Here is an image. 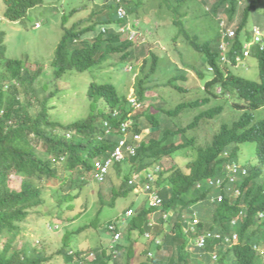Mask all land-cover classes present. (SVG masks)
Listing matches in <instances>:
<instances>
[{
  "label": "trees",
  "instance_id": "16d2710c",
  "mask_svg": "<svg viewBox=\"0 0 264 264\" xmlns=\"http://www.w3.org/2000/svg\"><path fill=\"white\" fill-rule=\"evenodd\" d=\"M191 1H196L203 9L209 5V15L219 23L224 21V29L221 28L216 37L198 38V34L187 28L182 7ZM260 1L166 0L176 11V37H184L203 55L208 68L213 67L214 71L204 85L205 97L198 95L190 101L178 102L177 92L188 95L193 89L175 84L174 80L184 81L189 75L194 79L197 75H204L198 63L187 55L189 52H181L182 65L192 71L170 79L164 85L163 94L155 98L157 101L148 104L142 120V112L132 107L127 95H121L114 82L99 81L100 76L94 74L95 69L113 54L119 62L130 65L132 71L135 69L138 53L143 49L142 43L129 39V35L118 30L130 21L132 29L142 30L141 24L137 26L134 23V19L140 18L141 0H89L90 4L82 9L86 16L78 17L70 25V17L78 10L65 13L62 18L64 33L51 62L54 75L50 77H47L43 64L34 65L28 59L8 55L7 33L0 25V264H47L51 260L52 256L33 244L25 242L22 246L17 245L21 238L25 239L22 237H25L24 227L32 212L46 203V184L59 179L60 186L52 187L51 197L57 198V209L61 213L66 210V203H69L70 210H74L84 187L93 180L95 161L109 156L122 137L121 124L129 116L134 119L135 131L149 130L159 136H150L137 154L126 162L129 171L120 187L113 188L110 204L133 193V186L129 185L133 173L157 162L162 163L174 152L191 147L196 155L184 169L172 166L162 171L158 181L164 200L162 208H148L146 203L137 206L131 202L130 207L135 206L136 213L126 226L124 240L119 243L123 251L119 255L121 259L116 258L105 243L90 249H75L73 237L82 228H87L85 225L76 231L66 229L63 244L58 250L65 264H264V52L256 53L260 60L261 82L239 75L225 77L219 59L222 52L220 45L229 28L233 27L237 32L229 53L241 50L246 24L253 12H258L256 5ZM45 2L4 0L5 18L27 26L28 18L37 10L33 8L41 7ZM120 6L127 10V16L122 19L117 13ZM86 9H90L88 13ZM241 9L243 18L238 22L236 19ZM261 11L254 16H257L258 24L264 25V12ZM150 58L152 62L147 73ZM160 58V53L153 49L143 59V64L140 63L144 74L137 83V95L145 104L151 97L147 93L153 90L152 86L146 85V80L157 69ZM73 70L93 73L85 99L89 113L87 117L66 124L56 118L55 101L59 96L63 98V75ZM219 84L223 94L232 93L251 99L257 102L253 105L261 109L257 113L244 111L231 123H223L212 142L200 145L194 133L203 122L207 123L209 117L219 113L221 106L200 111L191 121L188 118L193 117L195 109L209 105L211 96H220L216 92ZM151 108L155 112L151 113ZM187 109H191L188 114ZM116 110L119 114L115 117ZM157 112L159 117L155 115ZM175 119H181V124L174 125ZM243 142L255 144L254 161L245 163L247 174L240 172L236 175L237 181L231 182L226 177L227 165L238 161L237 145ZM117 167V171L121 172L122 164L118 163ZM210 176L226 178L224 187L207 185L206 179ZM15 177L21 179L19 184L14 181ZM113 179L109 175L100 184L101 188L109 181L113 183ZM237 188L241 193L233 197ZM215 191L223 193L225 199L213 201L211 194ZM152 212L159 223L156 234L162 235L164 241L162 245H154L153 240L148 243L143 241L145 248L140 252L136 245L140 238L144 240L146 231L152 230L148 226ZM194 212L200 216L199 233L212 231L214 235H221L209 239L204 248L191 245L189 233L185 230ZM70 223L67 222L68 228ZM91 225L95 227V222ZM135 232L138 237L134 236ZM235 234L237 239H233ZM256 245L261 249L255 248ZM151 250L153 255H149ZM166 250L169 253L164 255Z\"/></svg>",
  "mask_w": 264,
  "mask_h": 264
},
{
  "label": "rangeland",
  "instance_id": "374dc122",
  "mask_svg": "<svg viewBox=\"0 0 264 264\" xmlns=\"http://www.w3.org/2000/svg\"><path fill=\"white\" fill-rule=\"evenodd\" d=\"M135 1L138 2V0ZM196 3V1H191L188 3L191 6H188V4H186V6L183 5L182 15L185 14V20L187 21L185 25L193 34H198L202 38L216 37L219 30H221L219 21L207 16L201 17L202 9H199ZM89 4V0H46L43 6L33 8L37 10L28 18L27 26H23L20 22H12L5 18V3L4 0H0V25L7 33L6 43L8 46V55L14 58L28 59V61L33 62L32 64L34 65L41 63L45 67L47 77L54 75V68L51 62L57 45L64 33L62 18L65 13L69 14L73 9L78 10L77 14L70 17L69 25L72 24L78 17L86 16L85 10L83 11L82 9ZM140 6L139 12L141 13L139 19L142 22V31H140V33L138 31L137 41L139 40L142 43L143 49L138 53L139 56L136 59L137 64H135V69L132 71L130 65L126 62H119V58L113 54V56H110L99 68L95 69L94 74L100 76L98 80L114 82L121 95H128L131 91L137 92V83L144 74L140 70V63L143 64V59L148 56L150 50L154 49L155 52L157 51L160 53V62L155 72L151 73L149 78H147L148 80H146V85L153 87V90L147 93L148 96H151L149 101L154 102L157 101L155 100L156 97L163 94L165 91L164 85L168 83L170 79L174 80L178 75L180 76L188 73L187 70L190 69L182 65L181 52L184 54L189 52L187 55L198 63L197 66L204 72V75H197L195 79L191 78L189 75V78L184 81L178 79L174 80L175 84L184 83V87L193 89L188 95L183 92V94L177 92L178 102L182 100L190 101V98L194 99L198 95L205 97L206 93L203 87L206 81L212 78L213 73L209 70L208 64L199 51L194 49L184 37H176L178 33V29L174 24L176 11L170 8L166 0H141ZM259 8L264 9V1L260 4ZM52 9H58V11ZM89 10L90 9L87 10V13ZM241 11L243 10L241 9L237 15V21H241L243 18V12ZM194 14L197 15L196 18H193ZM38 23L40 26H38ZM249 24L250 26L254 24L252 15L249 18ZM151 62L152 58H150L149 63L147 62V73H149ZM246 62V66L238 68L232 67V71L253 80H260L258 59L250 57ZM92 74L93 73L90 71L80 73L73 70L63 75V98L61 99L59 96L55 101V103H57V109L55 110L57 114L56 118H60L63 123L67 124L76 119L88 116L89 106L85 102V99L89 81L93 80V76L90 78ZM191 74L193 75L192 72ZM209 105L223 106V114H218L216 121L219 122L217 125H211L215 131L202 128L200 132L195 133V135L200 136V142L206 140L202 137L206 134L208 143L211 142L221 122L225 121V123H230L241 114L240 109L236 108L232 101L224 97H212V101ZM190 110L191 109L186 110L187 114L190 113ZM200 111H202L201 108L195 109L193 118L194 114H198ZM155 115L159 117L160 113L157 112ZM193 118H190L188 121L191 119L193 120ZM173 122L174 125L181 124V119H175ZM254 153V143L246 142L240 144L241 162H253ZM188 160L189 157L183 153V155L171 157V159H166L163 162L165 163V168L173 164L184 167ZM116 167L117 166L110 168V175L114 178L113 183L109 181L105 187L101 188L99 182L91 180V182L84 187L85 189L75 202V209L70 210L68 207L69 203H66V210L63 209L62 213L57 209V198L53 199L51 197L52 187L57 188L60 186V180L54 179L47 183L46 203L32 212L28 223L24 227L25 237H22L25 239L22 240L21 238L17 245L22 246L25 242L30 245L33 244L45 251L47 255L52 256L47 264H65L64 258L58 253V250L63 244L66 229H70L69 231H76L79 227L87 225V228H82V231L80 230L79 233L74 235L73 245L75 249H90L101 243L109 244L110 242H107L110 237L105 232L108 222L115 218H121L122 211L125 208L124 206L135 196L134 193H131L128 197L122 196L117 198L115 204H110L113 198V188H119L122 179H124L123 175L117 171L118 167ZM122 168H125L123 169L124 174L128 173L129 168L126 163L122 165ZM14 181L19 184L21 179L15 177ZM141 195L140 200L146 198L144 194ZM53 200L56 204H54ZM78 212L83 213L76 215ZM68 221H71L69 228L67 227ZM93 221L95 222V227L91 225ZM56 225L58 227H56ZM138 235L137 232L134 233L135 237H138ZM137 248L140 252L145 248L142 239H140L139 244H137ZM168 253L169 251L167 252V250L163 252L164 255ZM138 262L137 259L136 263Z\"/></svg>",
  "mask_w": 264,
  "mask_h": 264
},
{
  "label": "clouds",
  "instance_id": "9594fccd",
  "mask_svg": "<svg viewBox=\"0 0 264 264\" xmlns=\"http://www.w3.org/2000/svg\"><path fill=\"white\" fill-rule=\"evenodd\" d=\"M104 1H106V0H104ZM263 1L264 0H262L260 2H257L256 9H258V12L260 10H262L261 12H264L263 11L264 9H260L259 8L260 4ZM196 6H199V5L196 4ZM199 9H202V15H200L201 17L202 16H207V17H211L212 18V16H210L209 13H208V11L210 10L209 5L205 6L204 9L200 5ZM121 10L125 11L124 16L120 15V11ZM258 12H253L252 16L254 18V24H252L251 26L249 24V19H248V22L246 24L247 28H246V31H245L246 34L244 33V37H243V41H242V47H241L240 51H235V52H233L231 54L229 53L230 49L233 47V41L232 40L237 35V32H236L235 28H233V27L229 28L225 32L223 41H222V43L220 45V48H221L222 52H221V55H220V58H219L220 59V67H221L225 77H228L229 75H232V76L239 75L241 77H244L243 75H240V74H237V73L233 72L231 68L232 67L238 68V67H241V66H246L247 65L246 61L250 57H255V58L258 59V61H259V70H260V60H259V57L257 56L256 53L264 52V25H261V24L257 23V16H254V15H256ZM117 13H118V16H119L120 19L125 18V16H127V10L123 6H120L118 8ZM196 17H197V15L194 14L193 18H196ZM140 22L141 21H140L139 18L138 19H134L135 25L139 26L141 24ZM224 24H225L224 21L220 23L221 28H223L225 26ZM38 26H40L39 23H38ZM132 27H133L132 26V21H130V23H128L127 26H124V25L121 26L120 29L118 30V32L122 33V34H125L126 36L129 35V37H128L129 39H131V40L135 39L137 41L138 31L140 33V31H142V30H138V29H135V28L132 29ZM199 37H200V35L198 36V38ZM131 69H132V67H131ZM209 70L213 73L214 68L210 67ZM187 71H192V70H187ZM186 75H188V73ZM245 78H247V77H245ZM247 79H250V78H247ZM251 80H253V79H251ZM261 80H262V77H261V70H260V80H255V81L261 82ZM181 84L184 85V83H181ZM135 92L131 91L127 95V98L129 100V103L132 105V107H134L135 110H137L138 112H142V114H143V116L141 117V120H142V118L144 117V115L146 113L144 111H145L146 107L148 106V104L150 103V101L148 100V102L145 104L143 101L140 100L139 96L137 95V92L136 93ZM216 92L219 93L218 94V95H220L219 97H224V98L232 101L233 105L236 108L240 109L241 113H243L244 111H249L250 113L251 112L256 113V112H258L261 109V108L257 109L256 108L257 106L253 105V103H257V102H254L251 99H247V98H245L243 96H240V95H233L232 93L223 94V88H222L221 84L217 85ZM211 97H214V96H211ZM219 106H221V105H219ZM210 107H211L210 105H207V106L203 105L202 107H199V108H201L202 111H203V110H206L207 108H210ZM149 111L151 113L155 112L153 108L149 109ZM222 111H223V106H221V110H220L219 113L223 114ZM219 113H217L216 115L214 114L215 116L213 118H211V117L208 118V120H207L208 125H207L206 122H203L202 123V127L200 129L208 128L209 131H211V130L215 131L214 128H212V126H214L215 124L216 125L218 124L219 121H216V118L218 117ZM118 114H119V111L116 110L113 115L116 117V116H118ZM194 115H196V114H194ZM190 118H193V117H190ZM190 118H188V120ZM126 123H128L129 125L124 130V126L123 125L126 124ZM133 123H134V119L131 118L130 116H129L128 120H125L124 122H122V124H121L122 137L120 138L118 144H116L114 146L113 150L110 152V154H109V156L107 158H104L103 160L95 161L93 180H96L100 184L104 183L108 179V176L110 175V168L111 167L117 166L118 163H121L123 165L124 163L129 161L130 157L137 154V151H138L139 148H141L143 142L145 140H147L150 136L151 137H158L159 136L158 133H153V132H150L149 130H147V131L142 130L141 132L140 131H135ZM223 123H225V121L221 122L219 124V126H218L219 129H220V127H221V125ZM106 125L109 126L108 123H106ZM200 129L197 132H200ZM196 136L198 137L197 138V142L200 145H207L208 144L207 134L202 136V137H204L206 139L203 142L199 141V139H201L200 136H198V135H196ZM122 140H125V144L122 147L123 151H124L123 152V157L118 159L117 157L114 156V152L117 149V147L120 145ZM240 144L237 145L238 149L236 151L238 153V157H239L238 161L230 162L227 165L228 175L226 177L231 182H236L237 181L236 175H238V173L242 172V174H244V175L248 173V167H246L245 162H241L240 161ZM192 148L193 147H191V149H189V150L186 149L185 151H181V152H174L171 155V157H176L177 155H183V153H184V155L188 156L189 160H190L191 158H193L196 155V151L194 149H192ZM171 157L168 158V159H171ZM163 161H164V159H163ZM163 161H162V163H158L157 162L154 165L149 166L148 168H146L144 170H141L139 172H135V173H133L131 175V177L129 179V185L133 186V193H134L135 196H134L133 199H131V201L129 203H127L128 204V208H127V204L124 206L125 208L122 211L121 218H115L114 220H111L110 222H108V224L106 226L105 232L110 237L108 242H107V243H109V242L110 243L107 244V245L110 247V249L112 250L113 255L116 258H120L119 255L123 252L122 249H121L122 247L120 246L119 243L122 240H124V238L126 236V231H127V227L126 226L129 223L130 218L133 217L134 214L136 213L135 206L130 207L131 202H134L137 206H140V205L146 203L148 208H153V209H159V208H162V206H163V201L164 200H163V197H162L161 192H160L161 188H160V186L158 184L159 177H160L162 171L164 169H167V168H165V166H164L165 163ZM187 162H186V165H187ZM98 163H101L102 166H105L107 170L106 171H102V169L98 168ZM246 163L250 164L252 162H246ZM172 166L181 167L183 169L185 168V166L183 167V166L175 165V164L171 165L170 167H172ZM249 168H250V166H249ZM123 169H125V168H121L120 174L123 175V177H124L125 174L123 172ZM102 174H103V177L100 178V175H102ZM122 181H123V179H122ZM226 181H227L226 178H214L212 176H210V177H208L206 179L207 185L214 186L216 188L224 187ZM201 185L202 184L200 183L199 186H201ZM148 186H149V188H148ZM154 192L157 193L159 195V197L161 198V202L159 204H157V205H151L150 204L151 194L154 193ZM240 193H241V191L239 190V188H237L235 190V193H234L233 197L239 196ZM141 194H144L146 196V198H143L142 200H140V196H142ZM211 199L213 201H216V199H218L219 201H222V200L225 199V195L223 193H221V192L217 193L215 191V192H213L211 194ZM164 217L167 218L168 215L166 213H164ZM235 221L237 222V220H235ZM158 224L159 223L156 220V214L154 212L150 213L149 219H148V226L150 228H152L153 231L152 230L146 231V233L144 235V240L142 238H140V239L145 241V243H148L151 240H153L154 245H162L163 241H164L163 240V236L160 235V234H156V231L159 230V225ZM199 224H200V216L198 215V212H194L192 214V217H190V219L188 221L187 227H185V230L189 233L188 234L186 232L189 235V237H190L189 242L194 247L204 248L207 245V243L209 242V239H211L212 237H214V238L221 237L220 234L214 235V233L212 231H206V232H203V233H199L198 232V225ZM56 227H58V226L56 225ZM169 230L170 229H167V231H169ZM190 233H194V234L190 235ZM111 235H112V239H111ZM201 237H205L206 238L205 242L201 243ZM237 238H238V235L235 234L233 239H237ZM228 240H230V239L228 238ZM102 242H104V241H102ZM136 247H137V245H136ZM255 248L261 249V246L256 245ZM153 252L154 251H152V250L149 251V255H153ZM215 257H216V255H215Z\"/></svg>",
  "mask_w": 264,
  "mask_h": 264
},
{
  "label": "built area",
  "instance_id": "2783aa9c",
  "mask_svg": "<svg viewBox=\"0 0 264 264\" xmlns=\"http://www.w3.org/2000/svg\"><path fill=\"white\" fill-rule=\"evenodd\" d=\"M124 14H125V11L121 10L120 11V15L124 16ZM128 125H129L128 123L123 125L124 126V130L128 127ZM124 144H125V140H122L120 145L117 147V149L114 152V156L117 157L118 159L123 157V152L124 151H123L122 147H123ZM98 168L102 169V171H106L107 170L105 166L101 165V163H98ZM102 177H103V174L100 175V178H102ZM148 188H149V186H148ZM160 202H161V198L159 197V195L157 193H155V192L152 193L151 194L150 204L151 205H157ZM205 239H206L205 237H201V243L205 242Z\"/></svg>",
  "mask_w": 264,
  "mask_h": 264
}]
</instances>
